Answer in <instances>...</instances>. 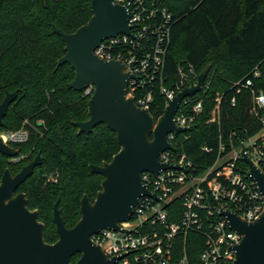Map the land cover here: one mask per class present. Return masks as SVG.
I'll list each match as a JSON object with an SVG mask.
<instances>
[{"label": "trees", "instance_id": "obj_1", "mask_svg": "<svg viewBox=\"0 0 264 264\" xmlns=\"http://www.w3.org/2000/svg\"><path fill=\"white\" fill-rule=\"evenodd\" d=\"M90 1L0 0V102L6 92H17L0 132L27 133L26 142L11 144L19 150L18 160L12 163L0 154V179L5 169L15 175L40 155L42 164L17 192L25 195L29 210H37L47 244L58 239L52 223L54 204L58 201L65 226L72 228L80 217L82 197L92 202L100 190L102 177L91 174L88 166L109 162L119 151L115 134L104 125L89 134L77 133L72 123L88 119L90 97L69 89L74 72L68 64L57 65L64 44L52 26L65 34L75 32L91 17ZM163 4L171 16L164 75L175 80L180 61L197 73L209 67L202 111L193 130L177 136L178 150L203 169L215 160L220 143L236 146L261 129L251 112L250 90L264 96V0H163ZM255 69L259 76L253 78ZM246 79L251 80L250 88L243 86ZM151 93L149 112L157 120L164 110L158 84ZM217 97L218 119L207 123ZM168 213V220L176 222L178 204ZM202 244L194 233L177 236L171 260L185 255L189 264H198ZM78 257H72L71 264Z\"/></svg>", "mask_w": 264, "mask_h": 264}, {"label": "water", "instance_id": "obj_2", "mask_svg": "<svg viewBox=\"0 0 264 264\" xmlns=\"http://www.w3.org/2000/svg\"><path fill=\"white\" fill-rule=\"evenodd\" d=\"M90 9L89 20L73 33L65 34L52 26V32L64 44V55L57 60V65L68 64L73 70L69 89L82 93L93 88L87 103L88 119L72 123L77 133L89 134L96 126L104 125L115 134L119 151L109 162L88 166L91 174L102 177L100 190L92 202L87 196L82 197L80 217L72 228L65 226L58 201L54 204L52 223L58 239L53 244L44 240V225L38 221L37 210H29L25 195L17 192L42 164L40 155L15 175L5 169L0 179V264H71V258L76 255L79 257L74 264H115L121 257H106L90 237L104 229L124 233L119 224L130 220L141 196L158 200L142 184L143 172L157 175L169 168L178 169L160 164L158 156L172 148L167 141L168 134L178 136L190 130L176 127L174 115L183 98L202 89L209 67L199 73L196 85L177 93L155 120L148 109L138 107L134 98L127 96L128 79L133 76L126 72L122 62L103 60L93 54L103 40L118 34L129 35L126 10L113 0H91ZM16 96V91L6 92L0 102V128ZM240 148L247 176L264 201V174L247 157L243 144ZM0 154L15 158L19 150L6 144L0 136ZM221 215L230 229L241 236L234 247L232 264H264V209L253 222L241 220L228 211H222Z\"/></svg>", "mask_w": 264, "mask_h": 264}, {"label": "built area", "instance_id": "obj_3", "mask_svg": "<svg viewBox=\"0 0 264 264\" xmlns=\"http://www.w3.org/2000/svg\"><path fill=\"white\" fill-rule=\"evenodd\" d=\"M113 3L126 10L130 33L103 40L93 54L103 60L122 62L126 72L133 76L128 79L127 96L133 97L138 107L149 110L155 84H158L166 107L177 93L196 85L199 75L184 61L177 64L175 80L164 75L165 55L170 43V13L163 0H113ZM252 76H259L257 69L252 71ZM243 86L250 88L251 80L246 79ZM206 88L204 82L199 92L179 103L174 115L175 126L190 129L179 135L193 130L205 102ZM82 93L90 97L93 88ZM250 94L251 112L261 129L236 146L231 141L228 145L220 143L215 160L203 169L178 150L177 136L167 135L172 148L159 154L158 162L178 169L169 168L157 175L141 174L142 184L158 200L141 196L130 220L119 224L124 233L104 229L90 237L106 257H121L115 264H189L185 255L177 261L171 260L172 246L177 236L194 233L203 239L198 264L233 263L234 247L241 236L230 229L221 212L228 211L241 220L253 222L264 209V201L255 183L247 176V166L240 156V145L243 144L247 157L264 174V96L252 89ZM231 102L234 105V100ZM214 103L207 123L218 119L219 97ZM1 137L8 145L22 144L27 140V133L21 129ZM201 150L209 152L206 147ZM174 203L178 204L180 215L176 222H170L168 208Z\"/></svg>", "mask_w": 264, "mask_h": 264}, {"label": "rangeland", "instance_id": "obj_4", "mask_svg": "<svg viewBox=\"0 0 264 264\" xmlns=\"http://www.w3.org/2000/svg\"><path fill=\"white\" fill-rule=\"evenodd\" d=\"M20 130H18V131H16V132H0V136H3V137H6V135L7 134H14V133H17V132H19ZM10 146H11V144H9ZM19 159V157H16V158H14V159H10V162H15L16 160H18ZM33 160V159H32ZM31 160V161H32Z\"/></svg>", "mask_w": 264, "mask_h": 264}, {"label": "flooded vegetation", "instance_id": "obj_5", "mask_svg": "<svg viewBox=\"0 0 264 264\" xmlns=\"http://www.w3.org/2000/svg\"><path fill=\"white\" fill-rule=\"evenodd\" d=\"M18 157V156H17ZM16 158V157H15ZM10 159H14V158H10Z\"/></svg>", "mask_w": 264, "mask_h": 264}]
</instances>
